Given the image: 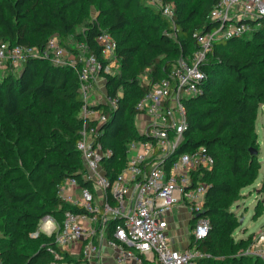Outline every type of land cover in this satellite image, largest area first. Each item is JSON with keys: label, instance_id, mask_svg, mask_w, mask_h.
<instances>
[{"label": "trees", "instance_id": "obj_1", "mask_svg": "<svg viewBox=\"0 0 264 264\" xmlns=\"http://www.w3.org/2000/svg\"><path fill=\"white\" fill-rule=\"evenodd\" d=\"M217 1L160 0L163 6L172 4L174 14L168 21L154 12V20L159 18L162 23L152 26L158 29L163 24L166 32H159L156 39L133 42L129 41V32L142 26L147 18L144 0H89L99 11L101 21L85 23L82 41L99 55L96 38L103 31L109 32L116 41L119 62L118 70L105 76L106 94L115 101L114 106H94L106 114L100 141L104 149L112 152L102 161L109 178L124 167L127 144L145 137L135 123L139 115L135 104L149 87L141 77L157 80L166 75L177 59L191 54L197 47L193 34L217 26L207 17ZM76 9L78 17L74 16ZM85 15L82 0H0V39L10 45L35 46L40 50L48 37L56 34L63 45L70 47L66 37L84 23ZM249 34L246 45H252L253 50L244 59L228 50L242 36L221 38L212 44L199 65L205 77L202 91L183 103L187 128L176 152L204 147L213 157L211 170L200 175L210 185L203 215L210 220L211 228L197 242L198 248L209 256L199 259L197 264H248L245 260L249 257L244 254L220 258L214 253L222 254L227 248L220 244L226 230L234 227L226 209L219 206L220 198L230 196L256 176L253 162L257 154L251 149L259 147L254 119L264 102V17L253 22ZM82 105L75 70L41 58H27L20 71L9 69L0 82V119L17 120L26 131L19 133L12 125V135L23 138L25 144L39 146L34 148L33 161L37 159L24 186L19 188L11 184L17 175L6 181V172L15 174V170H22L19 161L20 156L26 155V148L5 149L6 153L12 152L14 164L0 171L3 264H50L54 259L51 250L59 253L61 261L79 260L57 247L54 235L40 231L38 224L45 214H51L60 223L64 211L83 210L58 196V186L67 178L92 190L90 181L83 177L85 167L76 148L82 127V119L77 115ZM4 134L0 128V144L9 146ZM43 141L47 145L41 147ZM218 169L221 170L216 177ZM111 229L112 222L107 225L108 236Z\"/></svg>", "mask_w": 264, "mask_h": 264}, {"label": "built area", "instance_id": "obj_2", "mask_svg": "<svg viewBox=\"0 0 264 264\" xmlns=\"http://www.w3.org/2000/svg\"><path fill=\"white\" fill-rule=\"evenodd\" d=\"M162 14L171 18L173 5H164ZM207 17L217 22V26L193 34L197 47L191 54L177 59L166 75L157 80L141 77L149 87L135 107L144 117L139 131L145 137L127 144L125 165L113 178L105 174L102 165L103 159L112 153L100 141L106 114L94 106L101 103L114 106L115 101L106 93L99 103L91 101L98 78L103 75L105 79L118 70L113 36L106 31L97 36L99 55L85 41L66 47L56 34L49 36L40 50L35 46L10 45L0 39L1 70L18 72L27 58H41L71 67L79 82L83 105L76 148L85 167L83 177L90 181L92 190L80 186L74 178L64 180L58 186V196L83 210L64 211L60 223L51 214H45L38 229L53 234L59 248L80 243L82 257L77 262L61 261L59 253L51 250L54 259L50 264H97L94 257L102 244L115 251L119 262L131 259L140 263L144 259L153 264H197L199 259L209 256L198 248L197 242L211 228L210 220L203 215L210 185L200 175L211 170L213 157L204 147L176 152L187 128L183 103L202 91L205 77L199 65L212 44L249 32L253 22L264 17V0H218ZM175 205L184 207L191 216L189 242L181 248L174 247L168 235L167 214ZM110 222L112 229L108 236Z\"/></svg>", "mask_w": 264, "mask_h": 264}, {"label": "rangeland", "instance_id": "obj_3", "mask_svg": "<svg viewBox=\"0 0 264 264\" xmlns=\"http://www.w3.org/2000/svg\"><path fill=\"white\" fill-rule=\"evenodd\" d=\"M85 2L86 15L84 23H80L72 33L67 35L66 42L67 45L73 46L75 43L82 41L85 32V23L88 22H100L99 11L94 4L90 3L89 0H82ZM146 13V20L142 26L138 27L136 30L129 32V41H138L142 38L156 39L159 32H166L165 25L162 24L161 27L155 29L152 24H161V20L155 18V13L158 17L166 18L162 15L163 4L160 0H144ZM79 11L76 9L74 11V16L78 17ZM170 35L175 37V33L171 32ZM249 32L242 35V39L234 44H231L228 48L231 54L236 55L239 58H246L253 50L252 45H246L248 39H250ZM176 38V37H175ZM162 56H159V58ZM9 69H0V82L4 81V76ZM103 76V75H101ZM106 93V88H101L99 85L95 87V96L91 101L94 103H99L103 100L104 94ZM121 95V93H120ZM77 116L80 117V114ZM143 120L142 116L137 115L135 117V123L140 124ZM12 121V122H11ZM6 117L0 119V128L5 133V138L9 142V146H3L0 144V171L9 164L13 165L12 152L6 153L5 149L17 150L19 147L24 146L26 148V155L20 156L19 166L22 170H15L14 173L10 171L6 172V181L12 176L17 175L12 181L14 187H23L27 175L33 166L34 148L39 146H30L29 144L23 143V138H15L12 135V125L15 127L19 133H24L26 127L21 125L17 120H11ZM254 129L257 132L258 138V150L257 156L254 158L253 167L255 169V178L247 183H244L241 187L236 189L230 196H223L219 200V206L229 214V219L234 222L233 228H228L224 239L222 240L220 246L227 247L218 254L214 253L215 256L223 258L231 255H242L248 256L249 258L245 260L248 264H264V102L257 108L256 116L254 119ZM47 145L46 141L40 142V146L44 147ZM256 148V145L254 146ZM8 165V166H9ZM218 169L214 176H218ZM68 193V190L65 191ZM178 212L176 209L172 210V218L177 220ZM241 253V254H240ZM79 259V256H78Z\"/></svg>", "mask_w": 264, "mask_h": 264}, {"label": "crops", "instance_id": "obj_4", "mask_svg": "<svg viewBox=\"0 0 264 264\" xmlns=\"http://www.w3.org/2000/svg\"><path fill=\"white\" fill-rule=\"evenodd\" d=\"M98 85L101 88L102 87L104 89L106 88V81L104 77L100 76L98 78ZM95 97L97 98V95L95 96V92H94L93 98ZM142 126H143V122H141L140 124H136L137 129H140ZM173 209H176L178 212L177 220H174L172 218ZM167 218L169 220L168 235H169L170 243L176 248H181L185 246L189 242V235L187 231L191 224L190 213L184 207L175 205L167 214ZM61 249L64 250L68 255L72 256L73 258L78 259L79 256L80 259L82 257L81 244L78 242L66 244ZM94 260L97 264H153L147 262L144 259H142L140 263H137L131 259H128L123 262H119L117 260L115 251L107 247L105 244L101 245L100 250L94 257Z\"/></svg>", "mask_w": 264, "mask_h": 264}, {"label": "water", "instance_id": "obj_5", "mask_svg": "<svg viewBox=\"0 0 264 264\" xmlns=\"http://www.w3.org/2000/svg\"><path fill=\"white\" fill-rule=\"evenodd\" d=\"M251 152H252L253 154H257V150H256L255 148H252V149H251ZM195 217H197V215L194 216L193 218H195Z\"/></svg>", "mask_w": 264, "mask_h": 264}]
</instances>
